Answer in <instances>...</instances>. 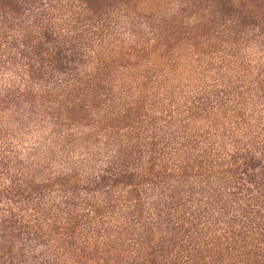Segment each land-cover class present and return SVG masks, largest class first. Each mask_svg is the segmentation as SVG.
<instances>
[{
	"label": "rangeland",
	"instance_id": "rangeland-1",
	"mask_svg": "<svg viewBox=\"0 0 264 264\" xmlns=\"http://www.w3.org/2000/svg\"><path fill=\"white\" fill-rule=\"evenodd\" d=\"M192 1L14 0L8 15L0 0V264H66L62 251L80 264H264V26L212 24ZM44 29L59 45H37ZM53 46L74 47L81 80L94 77L78 93L27 82ZM118 156L138 163L134 201L96 180ZM14 176L55 192L18 181L25 208ZM32 208L46 229L17 223ZM68 217L70 232L52 230Z\"/></svg>",
	"mask_w": 264,
	"mask_h": 264
},
{
	"label": "trees",
	"instance_id": "trees-1",
	"mask_svg": "<svg viewBox=\"0 0 264 264\" xmlns=\"http://www.w3.org/2000/svg\"><path fill=\"white\" fill-rule=\"evenodd\" d=\"M7 2L6 12L8 15L12 14L15 11V4L14 0H3ZM88 4V2H85ZM191 7H194L197 11H206L209 16L212 18L210 19V22L212 24H216L218 26H224L223 23L226 21L230 22L231 24H236L237 26L245 25L250 26L251 28H257L262 29L264 26V0L259 3L255 0H193L190 3ZM1 9V8H0ZM3 9V8H2ZM87 9L92 13H97V7L96 8H88ZM190 10V8H185V11ZM209 22V21H208ZM207 25V24H206ZM206 25L204 26L203 30H207ZM182 29V28H180ZM185 33V31H183ZM81 36V35H80ZM82 37V36H81ZM40 42L37 43L40 48L43 45H59L58 39L61 38L58 34H55L53 30H47L44 29L40 32L39 35ZM55 49L53 52V57L51 59V65L52 67L49 68V66H43V64L37 63L34 64L33 62L27 63V82H46L47 79L54 78V81H51V83H59L63 84L65 89H69L70 95L71 93H78V86L87 84V82H90L94 77H90L86 80H81L80 74L82 75V60H81V54L77 53L74 49V47H70L67 49H61L57 48V46H53ZM62 52L67 53L66 56L62 54ZM34 56H37V53H33ZM41 61V59H40ZM49 63V61H48ZM98 75V74H97ZM87 76V75H84ZM24 89V88H23ZM68 97V96H67ZM128 153H126L127 155ZM127 159V158H126ZM126 159H119V156L117 159H115V162H110V165L106 167L105 170H102L104 174L97 175L96 180L99 182H104V184H109L113 186L120 187L123 190V193L125 194V197L128 200H136V197L138 195V186H139V178L137 174V165L138 163L131 162L128 158ZM63 182L59 185L67 184L68 181L73 180V177H62L61 179ZM18 181L23 182L22 180H19L16 176H14V185L16 188H13L12 191V198L14 197H20L19 202L22 205H26L25 208H27L28 203V197L21 196L20 192H24L21 185H18ZM23 184L27 185V190L32 192V194H40L41 196H49L51 193L55 191H49V188L51 185H49L46 182H31L28 180V182H23ZM74 189H80V190H86L85 187H78V186H72L70 191H73ZM70 197V196H69ZM69 197H66L64 200V204H69L71 206H75L74 203H72L69 199ZM11 201V199L9 200ZM13 204V203H12ZM136 204V203H135ZM3 206L5 209H3L4 212L10 213L11 207L7 206L6 200L3 201ZM33 211V214L28 215L32 216L33 218H28L25 220V218H19L21 220H18L20 222L17 223H26L29 224L28 228H34L36 230H43L47 228V224L45 222H52L51 218H46L45 216L38 215V211H36L35 208L31 209ZM21 212V209L18 210ZM23 211V210H22ZM5 213V214H6ZM5 214L3 216L5 217ZM24 216V215H23ZM36 217V218H34ZM71 217L65 218L63 220V225L58 227L51 226L52 230L54 228V231L57 232V234L64 235L63 232H70L74 224L71 222ZM70 244H68L69 246ZM68 252L62 251L57 255V259L59 262H67L66 264H80L79 256L73 257V255L67 254Z\"/></svg>",
	"mask_w": 264,
	"mask_h": 264
}]
</instances>
